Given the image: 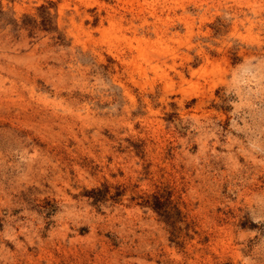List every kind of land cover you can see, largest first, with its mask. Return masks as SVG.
<instances>
[{"label": "rangeland", "instance_id": "obj_1", "mask_svg": "<svg viewBox=\"0 0 264 264\" xmlns=\"http://www.w3.org/2000/svg\"><path fill=\"white\" fill-rule=\"evenodd\" d=\"M0 264H264V0H0Z\"/></svg>", "mask_w": 264, "mask_h": 264}, {"label": "trees", "instance_id": "obj_2", "mask_svg": "<svg viewBox=\"0 0 264 264\" xmlns=\"http://www.w3.org/2000/svg\"><path fill=\"white\" fill-rule=\"evenodd\" d=\"M153 199H154V204H153L154 207L153 208L156 210H160V208L162 207V204L160 202L159 197L154 196Z\"/></svg>", "mask_w": 264, "mask_h": 264}]
</instances>
